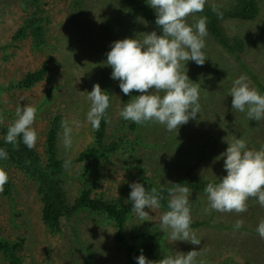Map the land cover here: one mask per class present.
Returning <instances> with one entry per match:
<instances>
[{"label":"rangeland","instance_id":"rangeland-1","mask_svg":"<svg viewBox=\"0 0 264 264\" xmlns=\"http://www.w3.org/2000/svg\"><path fill=\"white\" fill-rule=\"evenodd\" d=\"M137 1L146 5L144 0ZM231 1L207 0L222 9L229 8ZM257 2L259 10L252 20L223 21L229 35L245 41L241 64L209 36L204 49L208 60L202 66L187 62L189 79L200 83L201 111L195 120L189 119L179 126L176 134L156 123L140 126L119 118L121 103L139 93L133 90L124 95L118 82L110 79L111 68L103 64L111 41L158 30L141 9L122 0H39L38 4L28 5L20 0H0V131L8 126L18 104L37 106L32 127L38 138L33 148L44 163L49 119L55 114L61 119H78L81 124L73 130L72 147L64 149L61 128L57 140L58 158L70 161L61 174L69 205L85 183L91 188V196L115 200L128 209L120 230L123 241L130 242L140 232L153 234L155 260L168 250L187 252L195 248L201 251L198 259L206 264H264V240L255 231L264 209L254 198L247 201L244 213L205 214L204 194L190 190L192 222L200 223L191 228L201 240L199 245L171 243L164 237L159 230V216L166 207L145 208L149 221L141 222L130 211L131 203H125L130 191L128 184L133 181L148 180L160 188L184 175L193 181H212L214 176L225 174L223 159L216 157L227 146L223 142L226 135L244 137L250 147L258 148L264 143V120L248 121L243 113L231 109V97L226 96L232 79L240 74H245L258 91L256 82L264 87V0ZM37 9L38 14L46 16L45 46L34 48L28 35L12 40L14 31ZM138 18L147 21V26ZM186 19L193 21L192 16ZM42 65L48 71L41 81L27 89L13 87L25 73ZM94 83L112 95L104 140H115L118 145L101 158L78 160L79 153L94 140V131L84 119L88 103L84 93L78 91H90ZM0 169L11 183L10 197L3 195L0 187V238L20 242L16 253L21 264H136L135 260L129 263L124 247L115 238V222L104 213L89 208L72 210L61 217L60 231H50L41 219L35 182L7 159L0 160ZM236 219L243 220V227L234 231ZM147 259L151 260V256ZM0 264H9L1 252Z\"/></svg>","mask_w":264,"mask_h":264},{"label":"clouds","instance_id":"clouds-1","mask_svg":"<svg viewBox=\"0 0 264 264\" xmlns=\"http://www.w3.org/2000/svg\"><path fill=\"white\" fill-rule=\"evenodd\" d=\"M154 12V23L159 33L154 29L140 33L135 37H125L111 41L109 50L105 52V66L111 68L110 79L118 82L120 91L131 95L118 111V116L124 121H130L143 126L151 122L163 126L165 131L172 132L186 124L189 119L195 120L201 111L200 83L193 82L187 75L186 64L191 61L202 66L205 60L204 49L208 36V17L196 16L204 11L207 0H144ZM210 11L217 18L223 13L216 5H210ZM192 16L189 23L187 17ZM140 19V18H138ZM147 26V21L140 19ZM85 95L88 110L84 119L95 131L100 127L101 120L108 122L107 110L110 107V95L94 83L90 91H78ZM226 96L231 97V109L245 115L253 121L264 120V93L253 87L245 74H240L231 81L226 90ZM24 101V98H20ZM38 108L25 103L16 106L13 117L6 132L0 139L14 150L23 144L32 149L36 144L38 134L32 127ZM78 119L62 118V144L67 151L73 144V130L79 128ZM227 136V135H226ZM223 137L226 148L216 159H223L225 174L208 181L203 187L205 214L244 213L247 211V201L254 198L264 209V143L258 148L250 147L244 137L233 134L230 138ZM8 152L0 147V160H6ZM69 160L63 167L67 168ZM7 181V175L0 169V187ZM167 188L166 210L159 216V230L164 237L172 242L181 241L199 245L200 238L191 228L190 189L181 183H171ZM130 189L125 203H131L130 211L142 221H149L150 216L144 209L161 208L162 187H152L146 190L139 182L128 184ZM243 227V220L236 219L232 225L234 231ZM255 231L264 240V217L257 222ZM114 233V232H113ZM201 251L193 248L187 252L168 250L159 260L147 259L141 250L134 257L136 264H206L198 259Z\"/></svg>","mask_w":264,"mask_h":264},{"label":"trees","instance_id":"trees-1","mask_svg":"<svg viewBox=\"0 0 264 264\" xmlns=\"http://www.w3.org/2000/svg\"><path fill=\"white\" fill-rule=\"evenodd\" d=\"M23 4H38L39 0H20ZM125 3L131 5L133 8H139L142 10V14L147 18L150 24L158 27L154 23V13L152 10L144 4H140L137 0H122ZM210 3H206L204 11L197 13L198 15H204L208 17L207 30L208 36L212 38L217 44H219L229 55L241 64L240 53L245 48V41L242 37L237 35H229L226 32L223 21L226 18H236L244 20H252L256 17L259 10L257 0H233L231 6L227 9L219 8L223 13L220 18L210 11ZM37 8V6H36ZM39 9L32 12L24 19L23 24L20 25L12 34V40H18L25 36H30L34 48H43L46 44L44 22L46 16H41L37 13ZM123 27L120 24V28ZM28 30V31H27ZM159 33V29L157 30ZM245 68V67H244ZM248 70L247 68H245ZM48 71L47 66H40L37 69L29 71L23 75V77L13 84V87L27 89L35 83L41 81ZM251 78L256 82L253 75ZM259 90L264 93V87L257 83ZM109 109L107 110L108 113ZM60 121L61 116L59 114L53 115L49 119V124L45 132L44 140V153L45 161L41 163L39 155L35 149H27L23 144H20L18 149L14 150L12 146L3 143L0 139V147H3L8 152L7 160L11 165L17 167L19 171H22L29 179L33 180L37 187V193L40 196L41 202V219L44 225H46L50 231H60V219L61 217L68 216L72 210L76 209H90L91 211H100L104 213L109 219L115 222L117 228L116 240L119 245H122L125 250V254L129 263L134 261V256L140 254L141 250L143 255L148 258L151 256V260H154L153 246L155 244V236L153 234H147L140 232L133 235L130 238V242L123 241V237L120 233L123 222L126 218L127 208L120 206L115 200L103 199L101 197L91 196V188L88 184H84L80 190V193L75 197L72 204H68L65 192L62 187L61 174H63L64 161L57 156V140L60 134ZM105 125L104 120H101L100 127L94 131L93 143L86 146L78 155V160H86L88 158H101L106 156L107 153L114 151L117 148L118 142L115 140L105 141ZM7 127L1 129L0 133H5ZM2 137V136H0ZM195 163L193 166H195ZM191 167V168H192ZM210 180L193 181L189 180L186 175L181 176L169 184L162 186L164 191L161 195L164 199L161 200V205L166 207L167 203V188L171 187V183H181L186 185L190 190L194 192L203 193V187ZM145 186L146 190L156 187L148 180H142L140 182ZM11 183L7 179L6 183L2 186L3 195L10 197L11 195ZM200 223L193 221L191 227H195ZM20 242L7 241L0 238V252L3 258L6 259L9 264H21L19 257H17L16 251L19 250Z\"/></svg>","mask_w":264,"mask_h":264}]
</instances>
